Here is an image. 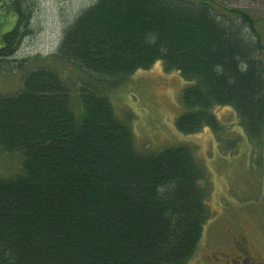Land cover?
I'll list each match as a JSON object with an SVG mask.
<instances>
[{
  "label": "trees",
  "instance_id": "1",
  "mask_svg": "<svg viewBox=\"0 0 264 264\" xmlns=\"http://www.w3.org/2000/svg\"><path fill=\"white\" fill-rule=\"evenodd\" d=\"M1 3L12 17L8 26L0 17L3 60L27 21L22 0ZM259 21L216 0H96L83 9L52 55L83 75L81 85L39 67L18 92L0 94V150L21 158L15 177L0 178V264H188L210 219L206 169L186 145L138 152L130 115L118 119L108 94L160 62L185 82L178 132L218 136L214 109L228 107L259 147Z\"/></svg>",
  "mask_w": 264,
  "mask_h": 264
},
{
  "label": "rangeland",
  "instance_id": "2",
  "mask_svg": "<svg viewBox=\"0 0 264 264\" xmlns=\"http://www.w3.org/2000/svg\"><path fill=\"white\" fill-rule=\"evenodd\" d=\"M95 1L22 0L27 25L25 28L23 24L24 34L12 57L0 60V94L18 92L23 74L39 67H52L62 75L66 72L76 87L81 85L83 75L53 62L52 55L63 29ZM216 1L226 7L248 11L260 20L258 26L263 28L264 0ZM2 5L4 3L0 4V17L7 19L5 26H8L12 17ZM184 85L178 73L166 71L156 62L147 70L133 73L125 84L111 90L108 97L118 119L130 115L129 125L138 152L186 145L203 164L210 185L207 205L211 213L197 251L188 264H220L215 257L230 255L233 251L230 230L236 220L254 244L264 245V230L258 229H264V142L256 147L248 141L236 114L228 107L214 109L222 127L220 135H214L209 129L193 134L178 132L175 119L182 112L179 96ZM74 103L77 110V102ZM20 165L19 154L0 150V178L15 177Z\"/></svg>",
  "mask_w": 264,
  "mask_h": 264
},
{
  "label": "flooded vegetation",
  "instance_id": "3",
  "mask_svg": "<svg viewBox=\"0 0 264 264\" xmlns=\"http://www.w3.org/2000/svg\"><path fill=\"white\" fill-rule=\"evenodd\" d=\"M239 222L236 220L231 224L233 251L230 255L222 254L223 257H215V261L220 264H264V245L259 247L254 244L252 237L247 235L248 233L245 234L244 227ZM257 228L256 226V230ZM260 228L258 229L263 232L264 229Z\"/></svg>",
  "mask_w": 264,
  "mask_h": 264
}]
</instances>
